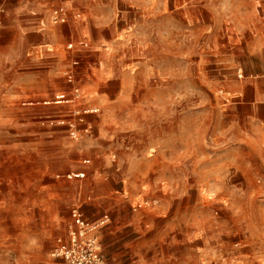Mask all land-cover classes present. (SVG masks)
<instances>
[{"label":"rangeland","instance_id":"374dc122","mask_svg":"<svg viewBox=\"0 0 264 264\" xmlns=\"http://www.w3.org/2000/svg\"><path fill=\"white\" fill-rule=\"evenodd\" d=\"M60 1L80 17L40 24L53 52L0 34V264H63L74 205L108 218L110 264H264V144L239 103L264 74V0ZM69 69L99 107L78 139L56 121L71 106L23 103L69 92Z\"/></svg>","mask_w":264,"mask_h":264},{"label":"built area","instance_id":"2783aa9c","mask_svg":"<svg viewBox=\"0 0 264 264\" xmlns=\"http://www.w3.org/2000/svg\"><path fill=\"white\" fill-rule=\"evenodd\" d=\"M80 14L72 11L69 7L64 5L54 6L49 15V23L53 25L65 24L71 19H79ZM69 44L67 48H71ZM77 64L78 61L73 62ZM73 70L66 72L65 78L72 86L69 92H58L52 96L43 97L39 99H28L23 103L33 108L37 107H61L64 105L71 106L72 119H58V123H66L69 136L73 139H78L83 136L81 129L77 128L75 123L85 122V115L88 113H98L99 107L85 106L81 103L83 91L82 88L76 86L75 75ZM81 104V105H80ZM53 120L47 118V123ZM88 127L84 128L87 131ZM88 162V160L86 161ZM59 177V175L57 176ZM67 180L72 178L83 177L82 173H67L65 174ZM108 220L97 222H89L85 219L80 206L74 205L70 209V215L63 226V231L55 238V246L52 248L51 255L54 258L62 260L63 264H110L104 257L101 249V244L98 232L101 226ZM240 264H254L253 261H242Z\"/></svg>","mask_w":264,"mask_h":264},{"label":"crops","instance_id":"0c3cea01","mask_svg":"<svg viewBox=\"0 0 264 264\" xmlns=\"http://www.w3.org/2000/svg\"><path fill=\"white\" fill-rule=\"evenodd\" d=\"M57 5L67 6L60 0H0V34L5 40H9V38H18L20 47L29 49L26 53V57L37 58V51L32 49L47 45L48 41H51V38L43 31V29H39L40 24L44 26L45 24H50V11ZM69 8L75 12L72 6ZM77 21L78 19H71L67 23L60 25L62 26ZM41 42L47 43L42 44ZM69 44L72 45L71 48H67ZM5 45L6 44H1L0 47H6ZM51 50V52H53L52 48ZM66 50H74V44L72 41L66 44ZM42 58L43 55L40 53V59ZM75 60L77 59H73L72 62ZM248 85L250 86V96H242L239 103L247 110V125L253 139L259 144H264V74L255 80H249ZM63 91L66 90L59 92ZM60 111L61 110H59V112ZM42 117H44L41 120L43 122H46L47 118H49L46 115H43ZM57 120L58 119H56V121ZM103 226H101L98 236Z\"/></svg>","mask_w":264,"mask_h":264},{"label":"bare ground","instance_id":"6f19581e","mask_svg":"<svg viewBox=\"0 0 264 264\" xmlns=\"http://www.w3.org/2000/svg\"><path fill=\"white\" fill-rule=\"evenodd\" d=\"M184 10L187 13V17L186 18H187L188 22H192V16H191V13L189 11V7L185 6ZM199 22H204V18L202 17V19H200ZM41 47L45 48L47 53H51V51H52L51 48H50V45H48V44L44 45V46H41Z\"/></svg>","mask_w":264,"mask_h":264}]
</instances>
